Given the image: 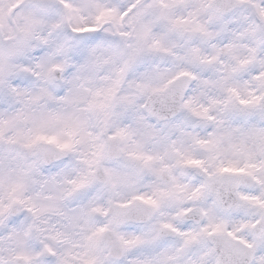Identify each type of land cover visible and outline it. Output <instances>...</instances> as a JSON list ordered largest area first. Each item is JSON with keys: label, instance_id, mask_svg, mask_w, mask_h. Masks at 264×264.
Segmentation results:
<instances>
[{"label": "clouds", "instance_id": "obj_1", "mask_svg": "<svg viewBox=\"0 0 264 264\" xmlns=\"http://www.w3.org/2000/svg\"><path fill=\"white\" fill-rule=\"evenodd\" d=\"M0 264H264V0H0Z\"/></svg>", "mask_w": 264, "mask_h": 264}]
</instances>
